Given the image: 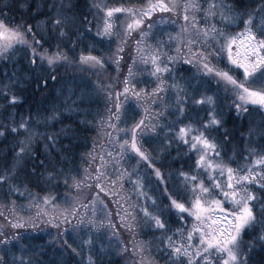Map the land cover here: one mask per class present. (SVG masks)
Instances as JSON below:
<instances>
[{
  "label": "snow or ice",
  "instance_id": "obj_1",
  "mask_svg": "<svg viewBox=\"0 0 264 264\" xmlns=\"http://www.w3.org/2000/svg\"><path fill=\"white\" fill-rule=\"evenodd\" d=\"M248 3H251V0H248ZM248 3H245V0H235L234 7L232 4L211 0L207 8L196 0L184 3V24L180 26V33L177 36H168V41L179 40L182 42L181 48L187 46L188 55L184 63L196 68L199 76L191 77L187 87L181 88L175 80L171 85L165 82L164 74L171 75L176 71L171 66L176 63L177 57L167 56L163 51L164 48L170 47V43L161 40L156 43L155 49L148 45L141 47L149 36L144 26L147 24L148 30L152 29L153 24L150 21L153 20L154 14L174 12L179 16L181 5L174 0L169 2L148 0V3L139 9L106 6L101 8L99 4H95L97 13L103 12V17L102 24L97 20L94 33L86 14L82 19L76 18L72 0H41L40 3H37V0H11V3L9 0H0V101L4 102L0 105V111L4 113L0 117V120H3L0 122V137L3 138L0 143L6 144L10 139L13 141L3 163L0 164V187L8 185L9 192L19 191L18 181L20 172L23 171L19 165L22 161L32 162L33 171L28 172L27 176L35 177L37 182L43 178L44 173H50L49 179L45 181L47 183L61 174L72 171L63 167L58 169L56 165L68 163L72 158L74 129L66 127L61 130L69 143L59 149H56V145L61 132H40L38 129L41 126L48 127L51 121H58L63 115L61 108L66 107L71 112L81 109L84 105L90 107L94 102L93 93L99 97L103 92L106 95L108 128H114L119 133L120 123H127L129 119L133 121L130 127L122 130L125 137L130 136V141L128 139H124L122 143L114 141V146L118 144L119 147L117 154L119 159H123L130 151L141 160L151 161L149 167L152 168L156 161L152 160L144 145L159 137L161 133L164 134L162 156L170 155L171 151H176L179 155L184 149H187L185 156L188 160L192 159L193 153L197 154L194 163L188 165V171L177 170L175 174L177 190L170 192L165 183L163 195L159 200L148 197L144 192V184H150V178L133 181L139 194L146 200H152L154 211L144 208L143 213L153 231L160 233L158 251L166 264H264V257L258 262L253 259L257 248L264 252V143L259 145L258 151L249 152L245 157L251 160L252 155H256L258 158L253 162L254 166L233 168L230 165L235 161L228 156L233 136L228 130L221 131L227 117L232 116L233 112L235 117L239 118L241 114L250 115V106L257 111H264V2L257 9H249ZM42 8L47 9V13L41 11ZM13 10L20 13L18 20L14 16L9 17ZM190 12L193 14L191 21ZM117 13L126 16L123 24L115 23L119 18L116 16ZM45 14H50L47 21L50 27L41 32L38 26L30 21ZM197 14H203L202 21L196 20ZM217 15L224 23L225 29L238 19L244 30L236 35H230L226 30L217 28L215 24L210 25L209 19L215 20ZM85 23L88 27L82 28ZM200 23L205 25L203 29L198 26ZM192 30H195L194 38L191 36ZM135 33L140 34V38L136 40V51L140 53L139 59L145 65L144 70L147 71L150 64V79L144 81L145 88L136 89V84L132 82L133 66H129L128 76L123 80V91L116 94L115 101L111 96L112 89L101 82L100 86L81 92L78 102L73 100L72 104L68 105L66 100L65 105L59 107L53 105L50 110L43 113L38 111L35 119L30 114L27 119L21 117L17 121L9 111L22 103L17 85L21 82V73L25 70L32 75L37 68L43 69L46 64L53 71L61 66H72L99 75L114 65L119 73L124 60L122 54ZM185 33H189L186 42ZM113 43L114 49L111 47ZM106 44L109 47L105 48ZM78 45H84L79 57L70 58L69 52H75ZM194 45L198 46L196 51H192ZM181 48L177 51H181ZM19 50L24 51L28 65L17 69V62L13 56ZM9 64L12 65L11 71L8 70ZM135 64L136 60L133 59V65ZM48 75H51L53 80L56 79L52 72ZM33 78L37 82V87H40L41 80L45 86L47 85V75H33ZM203 79L215 81L217 89L222 87L226 94L230 93L226 98L232 102L227 105V112L209 111L204 118L199 117L196 105L201 107L212 105L213 108L216 105L215 94L204 95L200 93V83L195 85L191 83L192 80ZM153 83L155 86L149 91L148 85ZM172 88L176 89V98L170 107L171 102L167 93ZM198 93L200 99H196ZM129 94L136 103L129 99ZM75 95L76 92L69 89V98ZM121 96L124 97L123 102L120 100ZM188 99L193 101L192 105L188 104ZM139 107L144 108V115L136 120L140 115ZM152 108L162 110L153 114ZM190 112L193 115H189ZM165 116H172L173 120L167 124L159 123ZM185 120L189 122L185 123ZM177 124L182 126L175 131ZM165 128L169 129L166 133ZM105 134L111 141L112 134L107 131ZM253 134L250 128L249 143H252ZM259 137L264 141V124L260 125ZM40 140L43 141L44 151L38 150ZM112 155V152L108 153V156ZM103 160L102 156V165ZM36 169H40V172L37 173ZM95 171L96 187L103 190L100 183L104 178L102 170L97 168ZM152 172L157 180L165 182L159 168H152ZM135 174L132 172L130 175ZM92 179L91 173L86 170L84 178L74 180L73 184L79 189L82 184L87 185ZM64 183L71 190L73 185L69 184L68 175H64ZM59 198V195L52 197L46 194L43 197V205L47 206ZM33 205L37 208L35 216L26 219L22 216H14L12 219L5 216L8 226L15 230L39 231L42 230V225L57 230L61 225H71L74 230L89 236V239L78 246L79 251L77 248H71V253L82 255L83 247L87 246L90 253L88 264H97V261L92 259V253L96 249L97 236L101 238L103 236L100 232L103 224H97L95 216L85 220L80 217L77 209H72L66 211L61 220L57 216L49 217L47 211L41 209L40 197L33 198ZM69 216L73 219L80 218L72 225ZM189 219L190 228L187 227ZM174 225H179L175 232L172 231ZM128 227L131 229V225ZM67 230L65 228V232ZM94 232L96 235H93ZM177 236L180 237L179 241L176 240ZM246 236L250 237L247 242ZM34 239L35 236H25L19 231L9 236L0 228V264H45L40 259L43 255L40 247L32 242ZM140 264H144L143 258Z\"/></svg>",
  "mask_w": 264,
  "mask_h": 264
},
{
  "label": "trees",
  "instance_id": "obj_2",
  "mask_svg": "<svg viewBox=\"0 0 264 264\" xmlns=\"http://www.w3.org/2000/svg\"><path fill=\"white\" fill-rule=\"evenodd\" d=\"M41 0H37L40 3ZM74 7V14L76 18L82 19L83 16L87 15V20L91 21V27L93 33L96 31L97 20H100L102 24L103 12L97 13L95 4H99L101 8H116V7H136L139 9L143 5L148 3V0H72ZM155 2V0H152ZM168 2V0H166ZM176 3L181 5L180 14L177 16L174 13H159L157 12L153 16V20L150 23L153 24L152 29L149 31L147 24L144 26L146 32H149V36L144 44L151 46L155 49L156 43L163 40L165 43H170V47L164 48L163 51L167 56H176L177 61L171 67H174L176 71L166 76V84L171 85L173 80L181 87H187V82L193 76H199L196 68L191 65L185 64L184 59L188 55L187 46L181 48V41H168V36H177L180 33V26L184 24L183 19V5L189 0H175ZM197 3L202 4L204 8H207L208 3L211 0H196ZM217 2H224L232 4L235 7V0H217ZM264 0H245L248 3L249 9H257ZM11 3V0H9ZM35 11V9H32ZM41 11L47 13V9H41ZM181 13H183L181 15ZM115 20V23L121 24L122 17ZM50 14L36 16L35 19L30 22L33 25L38 26V30L44 32L46 27H50L47 24ZM123 15V14H121ZM15 17L17 20L20 17V13L13 10L9 13V17ZM193 14L190 12V21L192 20ZM95 18V19H94ZM182 18V19H181ZM197 21L203 20V14L196 15ZM208 23L215 24L217 28L226 30L230 35H236L242 32L243 25L237 21H233L231 26L225 29V25L221 22L219 15L215 20L209 19ZM201 29L204 28V24L198 25ZM87 28L88 24L85 23L81 26ZM191 36L195 37V30L191 31ZM140 38L139 33H135L132 39L129 40L125 47V52L122 54L124 60L121 64L119 73L115 70L113 65L109 70L103 71L97 75L93 71H82L72 66H61L55 71L49 69L45 64L43 69L37 68L35 73L30 75L28 70L21 73L22 80L17 85V90L20 91V100L22 103L18 107L10 109L9 111L19 121L21 117L27 119L29 115L35 119L36 113L39 111L43 113L45 110H50L53 105L61 106L67 104L71 105L73 100H77L81 92L92 89L94 86H100L101 82L107 87L112 89L111 96L113 101L116 99V94L123 91V80L128 76L129 66H133L134 76L132 82L136 84V89L140 90L146 87L144 81L150 79L149 69L144 70L145 65L140 62V53L136 51L137 45L136 40ZM189 38V33L184 34L185 42ZM84 45H78L75 52H69V57H79L81 49ZM99 47V46H98ZM109 47L107 44L105 48ZM115 48V43L111 45ZM198 46L194 45L192 51H196ZM181 48V51H177ZM96 55L97 53H92ZM167 56L164 57L165 61ZM13 59L17 62L16 67L20 69L28 65V60L25 59V53L23 50L17 51ZM133 59L136 60V64L133 65ZM226 62V57H225ZM39 64V61H37ZM12 65H8V70L11 71ZM52 72L56 76L53 80L51 75ZM33 75H47L48 82L44 85L43 80L39 81L40 87H37V82L33 78ZM193 85L200 83V93L204 95L215 94L216 105L213 108L212 105H205L203 107L196 105L195 108L199 112V117L204 118L207 116L209 111H224L227 112V105L231 104V99L226 98L229 94H226L224 89L221 87L216 88L215 81H209L208 79L203 80H192ZM155 84L148 85V90L151 91ZM69 89L76 92L77 95L69 98ZM207 89V91H205ZM168 100L171 102L169 106L174 104L176 98V89L172 88L167 93ZM189 96H191V89H189ZM181 98L183 94L181 93ZM129 99L136 103L134 98L129 94ZM196 99H200V94L196 95ZM94 102L89 107L88 105L82 106L81 109L69 112L67 108H61L63 115L59 117L58 121L49 122L48 127H39L40 132H61L62 129L70 127L74 129L75 134L72 136V158L68 163L57 164L56 167L65 169H72L70 172L61 174L59 177L51 179L49 182H45L49 179L50 173H44L42 179L39 182L35 177H28L27 173L32 172V162L27 163L21 162L19 168L23 169L20 172L19 181L20 184L18 192H9L8 185L0 187V228L5 230L9 236L13 235L16 231L23 233L25 236H35L32 242L38 245L43 253L40 257L45 264H88L89 250L87 246L83 247L82 255H74L71 253V248H77L79 251L80 245L83 241L89 239V236L79 230H74L71 225H61L59 230L55 228H45L41 226L42 230L33 231L32 229H11L7 221L4 219L7 216L9 219L15 217H24L25 219L29 216H35L37 208L33 205V198L40 197L41 209L47 211L48 216H57L63 219V214L66 211L77 209L80 213V217L85 220L96 218L97 224H103V228L100 232L103 233L102 238L97 236L96 238V249L92 253V259L97 261V264H140L141 259L144 257L151 260L153 264H166L165 259L161 257V253L158 251L160 247L159 237L160 233L153 231L152 227L147 223V218L144 216L143 209L148 208L149 211H154L152 207V200L145 199L144 196L140 195L138 189L134 187L133 181L141 180L145 177L150 178L151 183L144 184V192L148 197L156 198L159 200L163 195L165 183L170 192L177 190V184L175 182V174L177 170L183 169L188 171V165L194 163L196 158L195 153L192 154V159L188 160L185 156L187 149L181 151L178 155L176 151H171L170 155H161L164 152L162 142L164 141V134L161 133L159 137H156L150 141L149 144H145L144 148L148 154L152 157V160L156 161L152 164V168H159L163 173L165 182H161L156 179L152 168L149 167L151 161L141 160L134 153L129 151L123 159L118 158L119 147L118 144L114 146V141L122 143L124 139L130 141V136L125 137L123 135V129L130 127L133 123L132 120H127V123H120L119 133L114 128L107 127V111L105 108L106 95L101 92L99 97L93 93ZM121 102L124 101V97H120ZM4 102L0 101V105ZM143 104V101L140 102ZM188 104L192 105L193 101L188 99ZM161 108H152L153 114L160 112ZM250 115L241 114L239 118L235 117L233 112L232 116L227 117V122L221 131L228 130L232 133L233 144L231 150L228 152V156L235 161L230 166L233 168L237 167H252L253 162L258 158L256 155H252L251 160L245 159L249 155V152L258 151L259 145L264 143L259 137V128L261 124H264V111H257L255 108H249ZM87 112L88 114H85ZM138 112L140 115L136 117L139 120L144 115V108L139 107ZM4 113L0 111V117ZM193 115V113H189ZM173 120L172 116H165L159 123L167 124ZM3 122V120H0ZM185 120V123H188ZM113 123H116L113 121ZM182 126L177 124L175 131ZM253 130L252 143H249V129ZM106 131L112 134V140ZM169 129L165 128L164 132H168ZM151 135V133H149ZM21 139L23 137H20ZM3 138L0 137V141ZM58 143L56 149L62 146L68 145L69 141L64 138V134L58 137ZM13 141L10 139L6 144L0 143V164L3 163L5 156L7 155L8 148L11 147ZM35 147V145H34ZM175 145H173V148ZM39 151H44L43 141H39ZM18 151V149H17ZM112 152L113 155L110 157L108 153ZM104 157L103 165L101 157ZM134 157V158H129ZM94 158V159H93ZM10 159V157H9ZM38 163V161H37ZM101 168L104 178L100 181L103 185V190L96 187L95 177L97 175L96 169ZM78 170V173H77ZM89 171L93 177L89 180L87 185L81 186L77 189L73 181L82 180L85 176V171ZM39 173L40 169H36ZM135 172V175H130ZM64 175H68L69 184L73 185L71 190L65 186ZM218 175V174H217ZM90 185V187L88 186ZM87 187V190L85 188ZM93 190V192L91 191ZM96 192V193H95ZM22 193V195H21ZM56 197L59 195V199L54 202H50L47 206L43 205V197L45 195ZM95 201V203H94ZM167 202L166 200L164 201ZM82 205H87L83 207ZM52 206L55 211L49 212V207ZM80 217L73 219L69 216L72 221V225H75ZM128 225H131L129 229ZM179 225H174L172 231L175 232ZM187 227H191V219L187 224ZM65 228L68 230L65 232ZM59 231V235H58ZM93 235H96L94 232ZM171 235V233H168ZM180 237L177 236L176 240L179 241ZM250 237H245L247 242ZM102 240V242H101ZM66 241V243H65ZM198 243V240H197ZM71 246V247H69ZM125 249H127L125 251ZM142 250V251H141ZM101 253L97 255L96 253ZM264 257V252H261L259 248L255 250L253 259L257 262ZM145 264V263H144Z\"/></svg>",
  "mask_w": 264,
  "mask_h": 264
},
{
  "label": "rangeland",
  "instance_id": "obj_3",
  "mask_svg": "<svg viewBox=\"0 0 264 264\" xmlns=\"http://www.w3.org/2000/svg\"><path fill=\"white\" fill-rule=\"evenodd\" d=\"M168 2H169V0H168ZM174 2H175V0H174ZM174 13V12H173ZM174 14H176V13H174ZM183 13H181V15H182ZM120 17H122V21H121V24H123L124 23V21H125V19H126V16L123 14V15H121V14H118ZM182 19V18H181ZM183 20V19H182ZM85 190H87V187L85 188ZM91 191L93 192V190L91 189ZM96 193V192H95ZM228 207H231V205H228ZM55 211V209L52 207V206H50L49 207V212L50 213H53ZM50 216V215H49ZM60 218V217H59ZM61 219V218H60ZM62 220V219H61ZM144 263L145 264H153L152 262H151V260H149V259H147V258H145L144 257Z\"/></svg>",
  "mask_w": 264,
  "mask_h": 264
}]
</instances>
